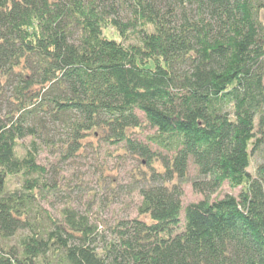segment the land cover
<instances>
[{"label": "trees", "instance_id": "obj_1", "mask_svg": "<svg viewBox=\"0 0 264 264\" xmlns=\"http://www.w3.org/2000/svg\"><path fill=\"white\" fill-rule=\"evenodd\" d=\"M89 136L148 167L133 218L41 206ZM261 149L264 0H0V264H264Z\"/></svg>", "mask_w": 264, "mask_h": 264}, {"label": "rangeland", "instance_id": "obj_2", "mask_svg": "<svg viewBox=\"0 0 264 264\" xmlns=\"http://www.w3.org/2000/svg\"><path fill=\"white\" fill-rule=\"evenodd\" d=\"M136 113L143 120L142 112L136 110ZM153 132L152 128L143 126L134 131L133 136L137 141L148 144L152 152L167 154L147 140L146 137ZM122 151L120 147L108 146L100 139L90 136L84 141L83 152L74 157L63 158L58 153L59 150L54 152L52 146H42L37 162L44 166V179L51 182L52 186L41 193V206L55 215L68 203L79 211L88 210L92 219L102 225L111 224L116 219L136 216L138 186L142 179L140 172L148 171V167L145 163L138 164L137 159L123 155ZM263 153L262 149L252 152L247 168L250 172L261 162ZM196 174L195 166L190 163L189 178H194ZM182 190L183 206L203 198V194L192 188L190 181L183 184ZM238 191L239 187L232 188L224 182L209 198H220L225 194L236 195ZM13 242L12 240L11 243Z\"/></svg>", "mask_w": 264, "mask_h": 264}]
</instances>
